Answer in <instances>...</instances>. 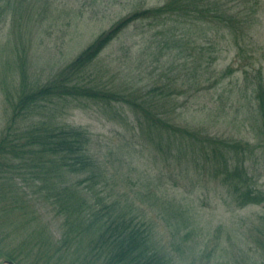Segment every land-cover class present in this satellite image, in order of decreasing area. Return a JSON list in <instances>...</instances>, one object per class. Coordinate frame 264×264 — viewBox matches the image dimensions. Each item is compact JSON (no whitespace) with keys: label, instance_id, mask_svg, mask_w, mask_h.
<instances>
[{"label":"rangeland","instance_id":"1","mask_svg":"<svg viewBox=\"0 0 264 264\" xmlns=\"http://www.w3.org/2000/svg\"><path fill=\"white\" fill-rule=\"evenodd\" d=\"M167 1L14 0L0 23V133L8 120L4 88L7 83L15 89L23 62L32 81L45 82L118 21ZM221 4L241 21L251 16L249 22L229 28L194 23L189 37L198 42L192 45L186 38L178 57L177 50L159 47L169 38L162 35L165 25L140 20L100 55L96 70L115 77L114 87L144 91L176 80L178 86V75L193 73L197 77L190 79L191 90L187 85L183 94L172 95L183 105L179 112L184 122L256 146L253 87L257 70L264 78V0H221ZM176 27L172 37L178 36ZM68 108L60 123L91 133L92 154L115 177L116 188L107 192L127 194L145 212L154 224L156 241L174 264H258L257 257L245 262L244 237L238 233L252 229L264 206H235L230 190L210 169L184 153L180 161L170 158L144 137L137 145L138 127L129 108L88 100L73 101ZM258 156L246 167L255 185L264 190V157ZM179 214L191 218L190 224L182 226ZM52 223L54 227L61 222ZM3 260L1 256L0 263Z\"/></svg>","mask_w":264,"mask_h":264},{"label":"trees","instance_id":"2","mask_svg":"<svg viewBox=\"0 0 264 264\" xmlns=\"http://www.w3.org/2000/svg\"><path fill=\"white\" fill-rule=\"evenodd\" d=\"M13 1L0 0V23ZM224 8L221 0H168L162 7L133 13L100 34L45 82L32 81L23 62L15 89L7 83L4 88L8 120L0 133V257L16 264H174L156 241L154 224L145 212L127 194L109 193L116 188L115 177L92 154L91 133L60 123L59 117L73 101L129 108L138 127L137 145L141 146L144 137L170 158L180 161L184 153L210 169L213 177L230 190L235 206H264V190L255 185L246 167L249 159L264 157L261 69L253 87L256 104L251 112L256 146L184 122L179 112L183 105L172 95L183 94L187 85L191 90L190 79L197 77L193 73L178 75V86L176 80L144 91L114 87L115 77L107 76L103 69L96 70L100 55L140 20L152 19L165 25L167 30L162 35L169 38L159 47L163 50L167 45L166 49L177 50L179 57L186 38L192 45L198 42L189 37L194 23L212 22L229 28L251 18L248 15L241 21ZM177 24L178 36L172 37ZM51 215V220L61 223L53 227ZM179 217L182 226L190 224L191 218L185 214ZM251 228L238 233L244 237V260L257 257V263L264 264V214Z\"/></svg>","mask_w":264,"mask_h":264},{"label":"water","instance_id":"3","mask_svg":"<svg viewBox=\"0 0 264 264\" xmlns=\"http://www.w3.org/2000/svg\"><path fill=\"white\" fill-rule=\"evenodd\" d=\"M0 264H16L14 261L11 260H3Z\"/></svg>","mask_w":264,"mask_h":264}]
</instances>
